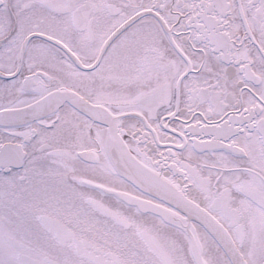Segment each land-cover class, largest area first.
Listing matches in <instances>:
<instances>
[{
  "label": "snow or ice",
  "instance_id": "obj_1",
  "mask_svg": "<svg viewBox=\"0 0 264 264\" xmlns=\"http://www.w3.org/2000/svg\"><path fill=\"white\" fill-rule=\"evenodd\" d=\"M0 264H264V0H0Z\"/></svg>",
  "mask_w": 264,
  "mask_h": 264
}]
</instances>
